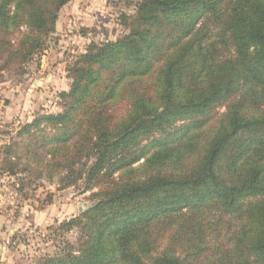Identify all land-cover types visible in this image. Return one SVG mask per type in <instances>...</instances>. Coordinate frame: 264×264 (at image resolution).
Instances as JSON below:
<instances>
[{
    "label": "trees",
    "instance_id": "obj_1",
    "mask_svg": "<svg viewBox=\"0 0 264 264\" xmlns=\"http://www.w3.org/2000/svg\"><path fill=\"white\" fill-rule=\"evenodd\" d=\"M68 1L0 0V60L40 54ZM124 1L122 35L67 68L61 110L0 145L22 199L41 178L99 188L53 229L75 242L35 264H264V0Z\"/></svg>",
    "mask_w": 264,
    "mask_h": 264
},
{
    "label": "rangeland",
    "instance_id": "obj_2",
    "mask_svg": "<svg viewBox=\"0 0 264 264\" xmlns=\"http://www.w3.org/2000/svg\"><path fill=\"white\" fill-rule=\"evenodd\" d=\"M123 11L127 14L133 12L124 0H69L58 11L54 30L43 38L44 49L40 54L20 66L14 60L4 63L2 57L0 140L7 142L8 133L16 131L39 113L61 110L57 92L70 83L67 68L89 43L111 41L122 35L123 27L118 18ZM223 112V106L218 107L213 120ZM37 184L35 190L25 189L28 199H22L5 182L0 184V193L13 195L17 204L12 214L17 220L6 236L3 264H35L39 257L56 252L64 242H75L76 228L55 232L53 229L63 220L77 216L99 198V188L84 189L82 182L59 187L56 180L49 183L41 178ZM29 212L32 216L34 213L40 216L34 218L37 224L29 221Z\"/></svg>",
    "mask_w": 264,
    "mask_h": 264
},
{
    "label": "crops",
    "instance_id": "obj_3",
    "mask_svg": "<svg viewBox=\"0 0 264 264\" xmlns=\"http://www.w3.org/2000/svg\"><path fill=\"white\" fill-rule=\"evenodd\" d=\"M62 89H66V88H62ZM2 141L4 142L5 140H0V145L2 144ZM33 211V209H32ZM31 211V212H32ZM29 212V214H27V218L31 217V220L29 221H33L34 223L37 224V222H35V219H39L40 216H38L36 213H34V215L32 216ZM20 218V217H19ZM16 217H13L12 215H10L9 213H0V264H3L4 260V255H3V250L6 247L5 242L8 241V238L6 237L8 234L10 233V231L12 230L11 226H13V224H15L16 221ZM21 220H27L26 218H21Z\"/></svg>",
    "mask_w": 264,
    "mask_h": 264
},
{
    "label": "built area",
    "instance_id": "obj_4",
    "mask_svg": "<svg viewBox=\"0 0 264 264\" xmlns=\"http://www.w3.org/2000/svg\"><path fill=\"white\" fill-rule=\"evenodd\" d=\"M16 201L13 195L0 193V213H9L12 215L16 210Z\"/></svg>",
    "mask_w": 264,
    "mask_h": 264
}]
</instances>
